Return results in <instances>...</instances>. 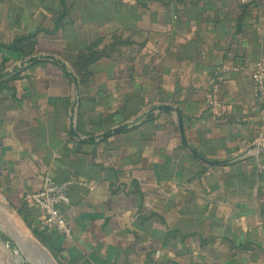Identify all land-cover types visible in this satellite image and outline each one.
I'll return each instance as SVG.
<instances>
[{"label":"crops","instance_id":"crops-1","mask_svg":"<svg viewBox=\"0 0 264 264\" xmlns=\"http://www.w3.org/2000/svg\"><path fill=\"white\" fill-rule=\"evenodd\" d=\"M258 60L264 0H0V264H264Z\"/></svg>","mask_w":264,"mask_h":264},{"label":"built area","instance_id":"built-area-1","mask_svg":"<svg viewBox=\"0 0 264 264\" xmlns=\"http://www.w3.org/2000/svg\"><path fill=\"white\" fill-rule=\"evenodd\" d=\"M251 91L260 102V114L264 126V60H258L248 68ZM216 78L221 79L217 74ZM264 152V137L258 136L248 149V153L257 157ZM67 183H55L49 178L44 179L40 188L31 194L30 198L39 210V221L42 226L55 229L64 237H70L71 228L68 221L59 210L61 204H67L69 199L66 192Z\"/></svg>","mask_w":264,"mask_h":264},{"label":"rangeland","instance_id":"rangeland-1","mask_svg":"<svg viewBox=\"0 0 264 264\" xmlns=\"http://www.w3.org/2000/svg\"><path fill=\"white\" fill-rule=\"evenodd\" d=\"M16 230L24 235L22 229L16 228ZM30 238V237H29ZM31 243L35 246L33 247L32 244H27L29 247L32 246L33 250L30 249L28 246L23 247V257L25 258V261L27 264H54L50 255L47 253L46 250L42 249L38 244L34 243V240L31 239ZM26 253V254H25ZM0 261H3L2 258H0ZM8 261V260H7ZM4 263V261H3ZM10 264H17L15 260L9 259Z\"/></svg>","mask_w":264,"mask_h":264},{"label":"water","instance_id":"water-1","mask_svg":"<svg viewBox=\"0 0 264 264\" xmlns=\"http://www.w3.org/2000/svg\"><path fill=\"white\" fill-rule=\"evenodd\" d=\"M34 59L35 58H31L30 60H34ZM154 110H165V111H174L175 112V114L177 116V122H178V127H179V131L181 134L182 141L187 146V143H186V140H185V137L183 134L181 115H180L179 111L176 108H174L170 105H166V104L155 105V106L151 107V109L149 111H154ZM123 126H125V125H123ZM71 132L74 133L73 129H71ZM191 152L194 155H196V153L193 150H191ZM0 237L2 238L3 236H1V234H0ZM11 245L14 246L15 248H17L14 243H11Z\"/></svg>","mask_w":264,"mask_h":264},{"label":"trees","instance_id":"trees-1","mask_svg":"<svg viewBox=\"0 0 264 264\" xmlns=\"http://www.w3.org/2000/svg\"><path fill=\"white\" fill-rule=\"evenodd\" d=\"M18 43H19V40L18 39H16L13 43H12V45H11V47L12 48H18ZM77 72H80V70H82L81 68H77V69H75Z\"/></svg>","mask_w":264,"mask_h":264}]
</instances>
